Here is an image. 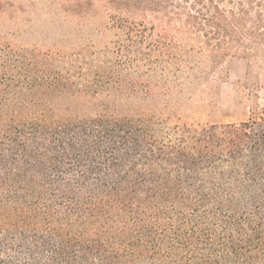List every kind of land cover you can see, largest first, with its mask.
Here are the masks:
<instances>
[{"label":"trees","instance_id":"16d2710c","mask_svg":"<svg viewBox=\"0 0 264 264\" xmlns=\"http://www.w3.org/2000/svg\"><path fill=\"white\" fill-rule=\"evenodd\" d=\"M65 1L104 4L132 91L163 108L98 102L126 88L113 69L0 82V264H264V0ZM231 56L249 120L196 122Z\"/></svg>","mask_w":264,"mask_h":264},{"label":"rangeland","instance_id":"374dc122","mask_svg":"<svg viewBox=\"0 0 264 264\" xmlns=\"http://www.w3.org/2000/svg\"><path fill=\"white\" fill-rule=\"evenodd\" d=\"M1 4L0 82L25 86V67L31 64L28 69H50L55 75L61 73L60 79L82 84L100 80L113 69L114 74L109 72L105 78L111 77L112 83L123 81L126 88L100 94L98 102L120 116L152 114L163 108L141 89L132 91L131 84L139 80L140 73L119 60L116 43L121 40V32L110 25L103 3H98L94 11L85 8L75 12L73 3L65 0H1ZM219 71L211 112L195 107L182 110L187 109L196 122L204 125L249 120V110L241 100L248 61L240 56L228 57Z\"/></svg>","mask_w":264,"mask_h":264}]
</instances>
